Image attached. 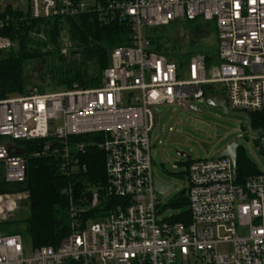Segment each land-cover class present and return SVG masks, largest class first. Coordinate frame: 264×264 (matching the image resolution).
<instances>
[{
  "label": "built area",
  "instance_id": "obj_1",
  "mask_svg": "<svg viewBox=\"0 0 264 264\" xmlns=\"http://www.w3.org/2000/svg\"><path fill=\"white\" fill-rule=\"evenodd\" d=\"M27 8L34 19L94 12L119 20L131 27V42L111 52L99 85L49 93L35 87L0 100L1 176L9 185L25 182L27 152L15 144L23 140L36 145L32 156H59L63 173H74L71 139L95 134L105 154V191L116 201L91 218L99 191L88 192L90 203L86 193L82 207L69 188V236L56 248H27L20 234H8V217L27 195L0 193V264H264V173L239 183L230 158L179 155L188 210L176 222L163 216L152 155L154 108L188 112L206 103V89L224 95L230 111L264 118V0H27ZM188 22L215 24L218 63L208 67L194 55L180 69L153 51L151 31ZM7 26L0 19V53L15 46L1 35ZM258 136L264 154V131ZM75 149L84 151L82 144Z\"/></svg>",
  "mask_w": 264,
  "mask_h": 264
},
{
  "label": "trees",
  "instance_id": "obj_2",
  "mask_svg": "<svg viewBox=\"0 0 264 264\" xmlns=\"http://www.w3.org/2000/svg\"><path fill=\"white\" fill-rule=\"evenodd\" d=\"M13 10L6 6L0 13V19H6L7 28L1 33L10 39L16 46L4 53H0V100L10 96L25 94L30 88H39L44 92V87L35 85L30 87L25 78L26 65L34 60L42 59L48 55H56L59 67L54 81L58 88L71 89L74 85L79 87H92L99 85L102 73L110 66V54L119 46H128L131 42V27L119 20L101 19L94 12H88L74 18L34 19L31 18L29 9ZM184 28L189 35L184 42L178 37L167 35L168 31ZM161 31V32H160ZM66 34L69 36L73 47V59L64 67L67 59L61 55L60 41ZM213 22H188L174 23L150 32L153 51L165 56L168 60L185 68L190 62V57L201 55L206 59L208 67L218 63L217 49L209 47L207 41L216 35ZM40 36V37H39ZM41 38V39H40ZM217 40V39H216ZM189 49H188V45ZM218 44V43H217ZM92 61L94 74L85 77L82 66L85 62ZM211 91L212 88H210ZM251 127L254 130L264 131V118L258 113H250ZM98 135H83L72 140L70 154H77L78 169L74 173L65 174L62 171V159L59 156L34 157L33 148L36 147L28 141H18L15 144L24 147L27 152V177L23 184H7L0 173V193L28 194L29 216L23 222L24 229L20 230L15 219L9 221L11 231L9 235L20 234L32 248L42 246L56 248L63 239L69 236L71 218L68 207V189L74 194L75 203L84 205L83 198L86 193L97 189L100 193V203L97 210L89 212L88 216L97 218L105 211L107 204L115 202L107 196L105 188V154L97 148ZM75 144H82L84 151L78 153ZM74 146V147H73ZM264 155V154H263ZM238 182L243 183L252 175L258 174L244 149L237 150ZM83 202V203H82ZM177 211L174 221H183V214L187 213L188 202L182 195L168 203L166 210Z\"/></svg>",
  "mask_w": 264,
  "mask_h": 264
},
{
  "label": "rangeland",
  "instance_id": "obj_3",
  "mask_svg": "<svg viewBox=\"0 0 264 264\" xmlns=\"http://www.w3.org/2000/svg\"><path fill=\"white\" fill-rule=\"evenodd\" d=\"M6 6H10L13 10H27V0H0V13L4 11ZM167 35L172 36V38L178 37V41L184 42V38L189 35V31L178 27L175 31H168ZM62 36L60 51L61 55L67 59L66 64H64V67H66L71 60H74L72 58L73 44L69 36L66 34ZM211 37L207 43L212 49H217L216 37ZM189 45L187 46L188 49L190 48ZM14 47L16 48V46ZM59 64L58 56L48 55L26 65L24 75L30 87L41 86L48 93L62 91L63 89L58 88L56 81H54ZM82 66L86 78H90L95 73L92 61H87ZM214 92L219 93V89L214 90ZM200 107L203 110L202 114L191 111L184 112L176 105H164L154 108L157 117L152 137L154 143L152 155L153 160H155L154 174L162 183L166 185L171 183L175 186L174 190L162 196L161 202L163 205H168L172 200L179 198L187 188V180L184 177L177 176L182 171L181 162L184 161L179 156L180 153H185L193 161L205 159V157L214 156L227 146L231 140L237 138L240 147L244 149L245 156L254 164L257 170L264 173V155L259 141L260 137L249 131L243 120L230 118L222 110L207 103L200 104ZM170 128L173 129V132L169 130ZM175 166L177 169H174ZM17 209L14 219L20 230H23L25 226L23 222L30 213L27 199L20 200ZM176 213L177 211L170 209L163 216L169 218ZM8 230L11 231L12 228ZM241 233L244 234V231H241ZM26 245L27 248L31 247L29 243H26ZM229 250L230 247L220 248L221 252Z\"/></svg>",
  "mask_w": 264,
  "mask_h": 264
},
{
  "label": "water",
  "instance_id": "obj_4",
  "mask_svg": "<svg viewBox=\"0 0 264 264\" xmlns=\"http://www.w3.org/2000/svg\"><path fill=\"white\" fill-rule=\"evenodd\" d=\"M206 103L210 106H214L220 110L223 111V113L233 119L239 118L241 120H243L246 123V127L249 131H251L254 135H261L262 134V130H258L255 131L253 130V127H251V118L248 114L245 113H239V112H232L229 110L228 108V102L226 100V97L224 95H213L212 92L210 91V89H206ZM189 110L191 112H195V113H203V110L201 109V107L197 104H193L189 106ZM240 147V143L238 142V139H233L230 141V143L225 146L222 150H220L219 152H217L213 157L215 159H223V158H230L232 160L233 163V169L235 171V179H237V150ZM263 147H264V143H263ZM24 151L22 150H17L15 154L17 155H24ZM179 155H183L186 156L184 153H180ZM155 188L156 191L160 194V195H165L167 194L169 191L174 190V185L173 184H164L161 181H159L158 179L155 180ZM27 197L29 196L28 194H26ZM19 198V197H18ZM92 198L91 193L86 194V199L88 200V202L90 203ZM9 220L12 221L14 219V214L12 213L11 215H9Z\"/></svg>",
  "mask_w": 264,
  "mask_h": 264
}]
</instances>
